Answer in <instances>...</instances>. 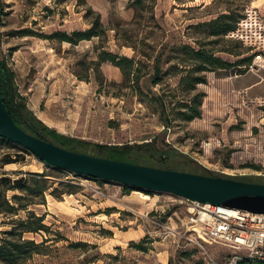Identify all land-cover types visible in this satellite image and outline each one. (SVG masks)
I'll return each mask as SVG.
<instances>
[{"label":"rangeland","instance_id":"rangeland-1","mask_svg":"<svg viewBox=\"0 0 264 264\" xmlns=\"http://www.w3.org/2000/svg\"><path fill=\"white\" fill-rule=\"evenodd\" d=\"M147 4L137 12L130 0H0V58L15 72L13 88L26 110L73 138L59 141L94 155L100 144L126 145V156L144 165L264 183V95L248 97L224 78L238 75L241 67L204 73L208 83L198 84V91L206 93L202 117L187 121L178 113L179 102L195 94L181 83L193 68L184 44L242 53H217L230 61L252 53L254 61L260 57L238 39L225 36L215 43L209 28L198 24L227 8L244 16L254 6L264 16V0ZM94 25L100 35L92 39L75 43L57 36L65 32L77 39L78 32ZM159 94L171 102L174 122L169 128L161 118ZM152 140L158 151L144 145ZM108 153L124 154L116 149ZM25 175L32 189L9 190L8 198L19 194L24 196L20 204L35 203L14 215L0 214V231L27 218L29 210L45 217L47 229L25 233L42 244L44 253L24 264H210L212 259L223 264L235 251L200 241L186 226V206L169 193L59 170L21 145L0 139V178ZM46 184V193H40Z\"/></svg>","mask_w":264,"mask_h":264},{"label":"trees","instance_id":"trees-1","mask_svg":"<svg viewBox=\"0 0 264 264\" xmlns=\"http://www.w3.org/2000/svg\"><path fill=\"white\" fill-rule=\"evenodd\" d=\"M132 2L133 7L136 9L137 12L142 11L147 8V3L156 1V0H130ZM243 16H241L235 9L227 8L225 11H221L216 17L213 19L200 22L198 25H205L207 26L209 36L216 37L215 43H219L225 39V36L235 31L238 27V22L241 20ZM100 20H97L96 25L98 26ZM97 26H93L87 31H80L77 33L78 38H73V36H69L65 32L57 33V36L61 40H70L72 42L77 43L79 40L82 39H92L94 36L100 35L97 31ZM234 39V38H232ZM242 43V42H241ZM199 47L194 46L192 44H184L183 50L186 55H188L189 59L193 60V68L189 69L186 75L183 76L181 83L185 85L186 90L189 93L195 94L192 96L191 99L179 102V107L182 109L179 110V117L183 120L191 121L195 118L202 117L203 110V99L206 96L205 92L198 91V84L201 83H208V77L204 74L207 71H218V70H231L236 66L241 67L239 70V74L246 73L251 66L253 65L254 58L256 57L255 53L242 58L236 61H230L228 59L223 58L222 56L218 55L219 51L230 52L234 54H242L241 52H234L231 48H223L216 50L215 48H209L207 44L200 43ZM109 59L114 61L115 63L121 65L120 62L117 61V58L113 54H109ZM126 61L131 62L129 58H125ZM193 72L200 73L198 75H192ZM203 73V74H201ZM160 81L157 80L155 83H159ZM15 86V72L10 68L7 60L5 58H0V92L3 96L4 102L15 119V121L23 127L28 132L39 136L41 138L47 139L52 141L56 144H59L63 147L90 153L88 151H82L76 149V147H69L68 144L59 141V139L65 138L67 140H73V138L66 137L63 134L57 132L56 130L52 129L48 126L43 120L38 118L36 115L31 114L28 110H26V104L22 101V98L17 94L14 90ZM160 109H161V118L165 125L169 128L172 126L174 119L171 113V102L166 100L164 95H156ZM165 136V134H164ZM0 139H5L0 136ZM151 147L150 150L158 151V148L154 147L155 140L146 142ZM90 144V143H88ZM87 144V145H88ZM126 145L121 146H105L99 145L98 148L100 149V153H96L95 155L98 156H105V157H112L120 160L145 164L144 162L140 161L139 159H130L127 155V147ZM119 150L123 151L124 154L122 155H113L109 154L108 152L112 150ZM91 154V153H90ZM163 156V155H162ZM15 162V160L10 161ZM56 169L61 170L62 168ZM63 170V169H62ZM208 175H217V176H224V177H231L235 179L245 180L242 178L234 177L231 175L225 174H215L212 172L207 173ZM30 175L33 177H43L45 174L40 172H30ZM248 181V180H245ZM36 184H39L38 181H35ZM0 214L5 215H14L20 213L22 209H28L30 204L35 202H28V204H20L19 200L24 198V196L19 194H14L12 199L8 198V191L9 190H16L20 189L24 193L32 189V186L28 183V175L22 176L17 179H13L11 177H1L0 178ZM49 186L42 185L40 186V193L45 194ZM57 190H54L52 193L55 194ZM15 202V203H14ZM16 203H19L17 206ZM31 218L34 221H32ZM45 217L44 216H37L34 211L29 210V215L27 218H20L15 219L12 223L13 226L10 230H2L0 231L2 236L0 237V262L3 264H24L25 262L29 261L34 257L36 253H44L41 248V243L36 242V240L28 239L25 237L26 232H40L41 230L47 229L46 224L44 223ZM34 223V224H33ZM203 263V262H201ZM240 264H261L259 262H248L247 260L242 261Z\"/></svg>","mask_w":264,"mask_h":264},{"label":"water","instance_id":"water-1","mask_svg":"<svg viewBox=\"0 0 264 264\" xmlns=\"http://www.w3.org/2000/svg\"><path fill=\"white\" fill-rule=\"evenodd\" d=\"M0 136L26 148L44 163L80 176L264 213V183L159 168L63 147L21 127L9 112L1 92Z\"/></svg>","mask_w":264,"mask_h":264},{"label":"built area","instance_id":"built-area-1","mask_svg":"<svg viewBox=\"0 0 264 264\" xmlns=\"http://www.w3.org/2000/svg\"><path fill=\"white\" fill-rule=\"evenodd\" d=\"M51 2L52 0H48V3ZM228 37L238 39L257 51L260 57L254 61L251 68H264V16L259 8L248 6L246 14L238 22L237 29ZM171 196L177 204L186 206V226L200 241L208 244L219 243L235 250L223 264H240L244 260L264 264V213L173 194ZM210 264L221 263L212 259Z\"/></svg>","mask_w":264,"mask_h":264},{"label":"crops","instance_id":"crops-1","mask_svg":"<svg viewBox=\"0 0 264 264\" xmlns=\"http://www.w3.org/2000/svg\"><path fill=\"white\" fill-rule=\"evenodd\" d=\"M224 78H230L231 88L246 91L248 97L255 98L264 95V68L262 66L254 67L244 74L225 75Z\"/></svg>","mask_w":264,"mask_h":264},{"label":"bare ground","instance_id":"bare-ground-1","mask_svg":"<svg viewBox=\"0 0 264 264\" xmlns=\"http://www.w3.org/2000/svg\"><path fill=\"white\" fill-rule=\"evenodd\" d=\"M142 196H143V198H145V199H151V196L150 195H148V194H144V193H142Z\"/></svg>","mask_w":264,"mask_h":264}]
</instances>
